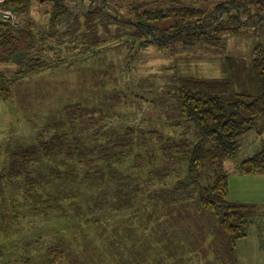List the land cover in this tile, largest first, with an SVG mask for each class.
Segmentation results:
<instances>
[{
    "label": "rangeland",
    "instance_id": "374dc122",
    "mask_svg": "<svg viewBox=\"0 0 264 264\" xmlns=\"http://www.w3.org/2000/svg\"><path fill=\"white\" fill-rule=\"evenodd\" d=\"M101 1H96L94 7L101 6ZM105 1L126 20L133 18L129 6L135 4H143L147 11L179 4L175 0ZM178 1L207 11L218 4L215 0ZM90 4L88 0L83 5ZM50 13V5L33 2L31 19L28 18L32 28L39 25L43 30ZM233 13L239 21L231 32L222 31L216 45L198 42L189 46L184 40H176L162 49L142 48L138 42L132 43L128 31L117 32L114 25L107 32L101 26L100 34L108 42L93 46L83 62L26 79L12 88L9 104L0 100V176L5 178L0 194L4 195L5 187L11 201L9 208L0 198V251L4 264H24L28 255L32 257V235L44 238V250L53 245L57 250H69L65 264H72L75 259L82 264H219L213 250H233L231 245L216 243L224 238L217 218L197 212L193 205L200 189L213 182V174L203 170L197 177L186 179L187 164L178 157H166L162 149L165 142L149 136L158 132L170 144L181 140L192 144L197 132L192 125L187 131V123L179 118L175 99L178 80L186 76L224 79L227 57L249 65L257 58L256 48L264 51V0H245L239 12ZM226 18L223 21L228 29ZM80 19L85 17L81 14ZM66 30L63 26L60 31ZM211 31L206 29L207 33L212 34ZM73 39L66 37L64 42L71 46ZM43 46L48 47L36 40L32 54ZM77 46L74 51L68 50L66 44L60 45L61 56L76 57L83 43ZM55 56L54 51L45 54L47 59ZM18 67L16 63L0 64V70L15 71ZM74 100L96 112L90 118L85 116L77 127L83 149L91 159L77 162L72 171V161L66 153L45 155L42 140L35 135L58 119L64 105L73 104ZM179 122L182 123L177 126ZM184 132L188 133L183 135ZM117 142L126 149L134 146L130 159L112 163L104 161L99 152L90 156L100 146L113 149ZM263 151L264 131H251L239 139L236 155L225 162L232 203L264 208V175L247 176L239 171L245 160ZM123 154L129 155L127 151ZM13 155H17L16 159L11 158ZM147 156H153L152 163ZM17 166H21L24 175L9 178L7 173ZM54 171L60 176L58 181L46 184L57 203L53 201V209H46L49 202L37 206L32 202V180ZM188 182H195L196 189H188V185L185 193H180L178 184ZM9 192H15L14 198ZM37 197L40 201L36 203L47 198ZM188 201V205H182ZM173 231L182 239L171 240ZM184 239L190 241L186 246L168 248L173 241ZM234 250L233 256L226 252L228 256L224 255L220 264H264V219L249 226L247 237L239 239ZM173 253L175 258L171 257Z\"/></svg>",
    "mask_w": 264,
    "mask_h": 264
},
{
    "label": "trees",
    "instance_id": "16d2710c",
    "mask_svg": "<svg viewBox=\"0 0 264 264\" xmlns=\"http://www.w3.org/2000/svg\"><path fill=\"white\" fill-rule=\"evenodd\" d=\"M86 1L88 0H3L0 3V64H19L15 71L9 68L0 70L1 101L10 103L14 92L12 88L26 79L40 76L44 72L56 70L59 67L72 68L79 62H83V59H87L88 50L90 51L97 44L108 42V39L100 34L101 26L107 32H111L114 25L117 32L128 31L127 35L133 39L132 43L138 42L142 48L157 46L162 49L176 40H184V44L189 46H194L198 42L216 45L219 43L217 41L222 31L231 32L234 29L233 24L239 19L238 15L233 12H239L241 4L245 2V0H215L218 4L210 11L202 10L195 5L186 6L178 0H172L179 4L170 5L167 9L160 7L150 11H147L143 4H135L131 8L129 6L133 18L126 20L105 0H89L91 4L88 7L83 5ZM96 1H101L102 5L94 7ZM33 2L51 7L48 22L46 26L43 25V30L39 25L37 29L32 28V21H28V18L31 19L30 12ZM110 5L112 8H108ZM4 10L11 11L16 15V19L6 20ZM81 14L85 17L83 21L80 19ZM224 16H227L226 19L230 25L228 29L223 21ZM26 21L27 24L24 26ZM63 26L68 30L61 32ZM209 28L212 34L206 32ZM79 33L80 36L77 37ZM66 37H74L71 46L64 42ZM36 40L48 46V49L43 46L41 51L33 55ZM51 43H54V46ZM81 43H83V48L76 53V57L61 56L60 45L66 44L68 50L76 51L77 44ZM47 51L56 52V56L52 59L45 58ZM256 54L257 58L253 59L249 65L242 60L227 57L224 61L226 76L224 79L186 76L178 80L175 87V99L181 115L179 118L187 123V131H189V125H192L197 132L192 144H187L183 140L170 144L158 132L149 133V136L157 139L158 142L162 144L165 142L162 149L166 157L172 159L178 157L180 162L187 164L186 179L190 180L193 175L203 170L213 174L211 178L213 182L200 189L197 202L195 201L193 205L197 208V212L211 213L217 218L224 237L220 242H216L218 246H222L223 243V245H231L233 249L213 250L219 264L224 261L226 252L232 253L233 256L236 242L247 237L249 226L264 219L263 206L230 201L228 176L224 167L225 162L236 155L239 139L243 135L251 131L259 133L264 131V51L261 47L256 48ZM95 112V109L77 102L65 104L58 119L37 130L35 137L42 140L44 154L58 156L56 153H66L72 161V166L69 165L72 171L76 169L74 166L77 162L91 159L87 157L88 152L85 148L83 149V139L78 134L77 127L85 118L94 116ZM181 123L179 122L177 126ZM131 133L132 131L129 130L130 135ZM184 133L183 135H186L188 132ZM123 151H127L129 155L123 154ZM133 151L134 146L126 149L124 145L117 142L113 149L110 146L106 149L100 146V149L94 150L90 156L99 152L104 161L114 163L130 159ZM16 156L13 155L11 158L16 159ZM152 157L147 156L150 163H152ZM16 168L7 173L9 178L24 175L21 166ZM239 171L247 176L264 175V151L245 160L239 166ZM56 173L57 171H54L38 177L37 180H32V202L37 206L43 202H49L46 203V209H53L54 204L57 203L54 192H51L49 184H46V181L50 183L58 181L60 176L54 175ZM4 179L0 176V190H2L1 183ZM183 184L185 183L178 184L181 185L180 193L182 194L185 193L184 190L188 188V185V189L196 185L195 182ZM45 188L48 190L44 191ZM119 191L120 189H117V193ZM7 194V189L4 187V195L0 194V198H3L2 204L5 203L9 207L11 201L7 199ZM9 194L14 198L15 192H9ZM37 196L47 198L36 203L40 201ZM186 203L182 205H188L189 201ZM10 212L12 214L11 209ZM11 214H9L10 219H12ZM173 235L171 240L175 237L181 238L177 231H173ZM42 239L44 238L40 235H32L34 241L30 251L32 257L28 255L24 264H65L70 251L57 250L55 245L44 250ZM153 239L156 242L155 235ZM224 240H227V243ZM178 242L173 241V245H168V248L186 246L190 241L184 239ZM150 244L154 247L153 243ZM144 247L148 248L145 244ZM117 248L121 250V246ZM2 254L0 251V264H4ZM175 256L173 253L171 257L175 258ZM72 264H82V261L75 259ZM144 264H150V262L145 261Z\"/></svg>",
    "mask_w": 264,
    "mask_h": 264
},
{
    "label": "built area",
    "instance_id": "2783aa9c",
    "mask_svg": "<svg viewBox=\"0 0 264 264\" xmlns=\"http://www.w3.org/2000/svg\"><path fill=\"white\" fill-rule=\"evenodd\" d=\"M3 0H0V3L2 2ZM3 14H4V18L6 19V20H8V19H16V15H14L11 11H6V10H4V12H3Z\"/></svg>",
    "mask_w": 264,
    "mask_h": 264
},
{
    "label": "crops",
    "instance_id": "0c3cea01",
    "mask_svg": "<svg viewBox=\"0 0 264 264\" xmlns=\"http://www.w3.org/2000/svg\"><path fill=\"white\" fill-rule=\"evenodd\" d=\"M257 175H259V174H257ZM253 176V175H252Z\"/></svg>",
    "mask_w": 264,
    "mask_h": 264
}]
</instances>
